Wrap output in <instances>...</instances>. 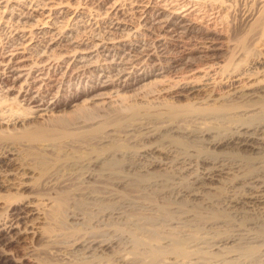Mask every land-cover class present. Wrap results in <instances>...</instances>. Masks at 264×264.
Returning a JSON list of instances; mask_svg holds the SVG:
<instances>
[{"label": "rangeland", "instance_id": "374dc122", "mask_svg": "<svg viewBox=\"0 0 264 264\" xmlns=\"http://www.w3.org/2000/svg\"><path fill=\"white\" fill-rule=\"evenodd\" d=\"M63 1V5L55 9L60 8L64 17L73 15L76 5L84 10L79 6L86 3L84 0H78L79 4L77 0ZM220 1L223 4L220 26L212 28L198 21L187 24L185 29L188 26L189 29L178 31L169 42L160 45L158 50L152 45L154 42H161L160 39H155L157 36L154 33L146 32L140 27L133 31L137 21L131 17L126 21L128 24L123 25L127 27L122 31L117 30V33L107 36H114L115 39L112 41L115 47L111 51L116 49L117 53L113 60H119L125 54H131V58L138 55L137 59L133 62L113 63L109 61L111 55H107L109 50L100 47L99 50L102 48L100 51L106 53V59L112 67L108 72L99 69L103 65L93 66L88 68L93 69L92 73L86 71L75 77L71 75L72 72L69 76L72 69H67L68 74L63 80L65 86L60 92L58 103L48 115L24 117L13 124L0 123V146L10 148L14 153L13 159L0 167V264H209L222 256V252L211 256L213 253L208 251L213 243L211 240L217 234L232 232L237 237H244L253 234L256 228L259 229V225H264V215L259 214V205L231 208L221 200L233 195L231 191L235 195L245 192L247 186L243 185L246 184L248 175H242L241 171L232 170L234 168H229V171L226 168V171L224 168L226 174L221 173L216 176L217 179L206 180L208 187L197 186L188 181L190 170L194 171L197 167L200 169L194 161L195 165L192 163L194 166L191 165L188 174L185 170L180 174L179 168L183 162L176 159L179 154H164V158L162 153L155 152V156L160 154L162 160H167L162 166L149 165L150 160L147 158L150 155L139 158L138 152L133 157L126 152L140 150L151 143H167L158 134L142 137L143 129H147L143 126L151 127L150 125L161 123V107L183 111L192 104L204 105L203 98L206 95L220 97L226 88H223L224 85L221 88L204 86L199 84V80L194 84H198L196 86L200 89L189 92L188 89L175 87L176 83H185L188 78L200 76L210 67H229L237 50L246 49L251 52L257 49L264 53V45L258 44L252 36L257 31L253 25L255 23L252 22L253 19H247L256 9V1ZM104 6L105 4L101 5L98 10L104 11ZM16 11L19 12L18 9ZM167 12L164 11V15ZM37 15L22 18L26 20V31L29 27L34 28L37 23L34 19L41 16ZM184 21L190 23L189 20ZM129 22H134V25ZM29 24L34 25L31 27ZM73 32L75 31L65 29L64 33L70 36ZM52 45L50 47L53 50L49 47L47 54L62 56L59 57L61 72L66 69L65 65L69 60L72 62L74 56L78 58L82 53H88L87 57L92 60L96 58L97 50L83 49V45L88 48L85 42L73 43L72 50L76 49L74 55L72 50H67L72 45H65L66 48L61 50L60 46L55 48ZM43 48L45 47L40 43L34 49H29L32 52L25 53L28 59L24 63L30 64L33 60L44 58L45 55L37 56ZM142 59L145 62L139 63ZM132 64L135 66H130ZM124 65L129 67L125 72L117 73L116 68ZM18 72L19 70L10 71L8 78L3 81L17 86L25 76H18L13 80ZM105 74H110L111 77L108 78ZM162 86H167V89L157 90ZM7 93L14 96L16 90L12 89ZM104 135L108 140L98 143L97 139ZM228 149L230 148L222 150ZM105 151L113 154L105 160L93 161ZM260 153L262 154H256L262 156ZM168 166L175 170L172 172L173 168L168 169ZM143 172L146 176L141 175ZM233 173H238L237 177L241 178L238 179ZM261 177V182H264V175L261 174ZM193 191L196 195L191 194ZM74 211L81 213H77L80 215L79 219L70 216L76 214ZM108 214L111 217L109 215L108 218ZM81 237L86 240L93 237L108 238V246H104L101 253L98 252L99 255L84 259V249L79 243ZM168 238L172 240L169 242ZM241 239L240 242L237 239L232 242L234 245L246 242ZM197 246L199 249L202 246V250L199 251ZM186 250L190 252H184Z\"/></svg>", "mask_w": 264, "mask_h": 264}, {"label": "bare ground", "instance_id": "6f19581e", "mask_svg": "<svg viewBox=\"0 0 264 264\" xmlns=\"http://www.w3.org/2000/svg\"><path fill=\"white\" fill-rule=\"evenodd\" d=\"M255 1L257 5L255 7L256 9L247 19L248 21L253 19L252 22L254 21L253 23H255L253 24L255 27H253L257 31L255 36L252 35L254 40L256 39L258 44L264 45V0ZM63 2L65 1L0 0V123L13 124L20 122L24 117L31 116L37 118L48 115L51 108L58 103L60 92L65 86L63 80L68 74L67 69H72L69 72V76L72 72V76L79 77L86 71L91 72L93 70H89V67L94 66L93 68H95L103 65L99 67V69L108 72L112 68L109 65L110 62L120 64L133 62L134 59H137L138 55L131 58V54L128 53V56L125 54L119 57V60H113L117 53L116 49L114 52L111 51L115 47V43L113 45L112 42L115 41V39H113L114 36H107L117 33V30L122 31L121 29L127 27L123 25H127L128 23H126V21L131 17L135 18L137 21V26H134L133 31L136 30L137 27H140L146 32L154 33L157 36L155 39H160L159 41L161 42H154L153 45L151 44L155 50H158L160 45L169 42L178 31L189 29V26L185 29L187 24L190 25L198 21L212 28H216L218 25L220 26L223 19L221 13L223 4L220 0H84V3L86 2L85 4L83 1L81 2L84 5H78L84 8V10H80L75 4L76 6L74 7H76V10L74 8V14L67 15L68 17H64L60 8L59 10L55 9L56 7H61ZM66 3H69V1ZM66 3L65 5H67ZM77 4H79L78 0ZM104 4L105 10L102 9L104 11L100 12L98 8ZM16 9H18L19 12L16 11ZM164 11H168L167 14L164 15ZM7 14L9 15L7 16ZM37 14L43 17H37ZM33 15H37L36 19H34L35 22H37L34 26L35 30L29 27L28 31H26L27 27H24V22L26 20L24 21L22 18L31 17ZM184 20H189L190 23H186ZM33 25L34 24H32V26ZM179 28L184 29L181 30ZM65 29H71L75 32L70 34V36L65 35ZM26 32H28V34ZM3 34L4 36H2ZM145 34L146 33H144V35ZM79 42H85L86 45L88 44V48H85L83 45V49H86V51L97 50L96 58L92 60L87 57L88 53L83 54L80 52L82 55L78 58L74 56L72 62L69 60L67 65H65L66 69L61 72L60 66L62 64L59 62V57L62 56H55L54 54L49 55L47 54L49 53L48 50L50 48L53 50L52 44H54V47L60 46V50L64 48L65 45H72L69 46L71 48L67 47V50H72V47H74L73 43L79 44ZM40 43L46 49L43 48L41 54L37 50L39 52H36L37 56L39 54L38 57L41 55H45V57L33 60L30 64L24 63L25 59H28L25 53L32 52L29 51V49H34L35 46ZM50 45L52 46L50 47ZM100 47H104L107 51L109 50L107 55H111L110 62L106 59L108 58L105 56L106 53L100 51L102 48L99 50ZM255 50L256 51H251L252 53L246 49L243 51L242 49L237 50V53H234V61H231L232 64L229 67H210L203 71L200 76L188 78L185 80V83H176L174 85L175 87H180L182 90L188 89L189 92L200 89V87L197 88L198 86H196L198 84H194L199 80V84L201 83L204 86L212 85L221 88V86L224 85L223 88H226H224L223 94L217 98L212 97L208 93L209 95H206L207 97L203 98L204 100L202 99L204 105L197 104L198 106H192V104L183 111L169 110L167 107H161L162 110L159 113L161 123L159 125L155 124V126L150 125L151 127L143 126L147 129H143L142 137L148 138L158 134V137L160 135L167 143L163 145H161L160 142H156L155 144L151 143L149 145L146 143L147 146H145L142 142L143 144L141 146L144 145V147L140 148V150H127V155H132L133 157L137 152L139 158L150 155V158H147L150 160L149 163L147 162L149 165L162 164L163 166L167 160H162L160 154L155 156V152L162 153L163 156L164 154H179V156H177V158L175 156V158L183 162L179 168L180 174L184 170V172L188 174L189 168L194 163L198 164L196 167H200L199 170L198 167H193L195 168L194 171L192 169L190 170L191 172H189L191 174H189L190 180L188 181L192 184H197V186L206 185V180L217 179L216 176L225 173L227 171L226 168H228V171L229 168H234L232 169L234 171H241L242 175H248L246 184L243 185L247 186L245 192H242L244 191L242 190L241 194L235 195V193L231 191L233 195L228 196L225 193L227 197L221 199L223 204L229 207L231 206V208L248 205L253 206V204H257L259 205V214L264 215V182H261L262 177L260 178L261 174L262 176L264 175V53L261 52V50ZM75 51L76 49H73L72 52H70L74 55ZM70 52L69 54H71ZM240 54L242 56H240ZM117 56H119V54H117ZM142 61L145 62L142 59L139 63ZM70 63H72V65ZM130 66H135V64ZM127 67L129 66L124 65L123 67L120 66L116 68L118 69L117 73L125 72ZM14 70H19V72L16 76H13V80L15 77L25 75L17 86L15 83L7 84L5 83L6 80L3 81V79L8 78L9 72ZM117 73L116 75H118ZM105 75L108 78L111 77L110 74ZM250 80L253 81L249 83ZM68 81H70L69 78ZM219 81L225 83H217ZM12 89L16 90L14 96H10V94L8 95L7 93ZM166 89L167 86H162L157 90L165 91ZM168 116H176V118L172 119ZM137 121L140 122L139 120ZM145 124L148 125L147 123ZM138 134H140V132ZM97 140L99 141L98 143H101L107 141L108 138L104 135ZM223 148L230 149H228V151H223ZM12 151L13 150L10 148L0 146V167L13 159L14 153ZM253 152L255 154L262 152V154L260 153L262 156H258L257 154L252 155ZM112 154L113 153L109 151H105L100 156L95 157L93 161H98L99 159L105 160ZM175 161L173 162L175 163ZM143 162L146 163V161ZM167 163L169 164V160ZM167 163L165 166H167ZM169 167L170 166H168V169ZM172 168L173 170H171ZM172 168L170 170L173 172L175 169L174 167ZM140 169L143 170V168ZM148 174L150 173L148 172ZM141 175L146 176L144 172ZM183 175H185V173ZM235 175H233V177ZM237 175L235 177H237ZM178 177H181V175ZM240 178L241 177L238 179ZM233 179L235 178H232V180ZM179 183L180 182H178V184ZM173 185H175V183ZM205 187H208V184ZM234 189L235 188H233V190ZM193 193L194 191L191 192V194ZM194 194L196 195V192ZM253 207H255V205ZM253 207L252 209H254ZM75 213L76 214L73 213L70 216L79 219L80 215H77L79 212ZM109 215L110 214H108V218ZM83 219L82 217V220ZM3 223L5 224V222ZM254 225L256 228V223H254ZM239 234L240 233H238V236H240ZM93 238L86 240L84 237H81L79 240L80 245L84 246V248L81 246L85 253L84 259H86V257L99 255L98 252L100 251L101 253L104 246H108V244H106V242H109V240L107 241L108 238ZM235 239H237L238 242H240V239L246 242L239 243L240 245H234L232 241H235ZM168 240L170 242L172 239L168 238ZM133 242L135 243L136 241L133 239ZM133 242L131 243L133 244ZM211 243L213 246L210 244L211 246L209 245L210 248L208 249V251L210 250L209 252L213 253L211 256L218 254V252H222V256L217 257L215 260L209 262V264H264L263 224L259 225V229L257 230L256 228L253 234L245 235L244 237H237V235H233L232 232L222 235L217 234L216 238L214 237V239L211 240ZM132 246H134V244ZM192 248L195 247L192 246ZM192 248L189 250H192ZM196 248L199 249L198 246ZM200 248L199 251L202 250V246ZM206 248L205 246L204 249ZM189 250L184 252L189 253ZM152 252L156 254L153 249ZM205 253H207V251Z\"/></svg>", "mask_w": 264, "mask_h": 264}]
</instances>
